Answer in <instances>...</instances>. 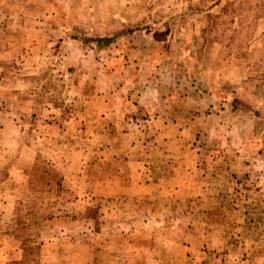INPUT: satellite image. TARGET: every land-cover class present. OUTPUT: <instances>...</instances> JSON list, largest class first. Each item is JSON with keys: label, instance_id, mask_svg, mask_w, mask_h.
Instances as JSON below:
<instances>
[{"label": "rangeland", "instance_id": "1", "mask_svg": "<svg viewBox=\"0 0 264 264\" xmlns=\"http://www.w3.org/2000/svg\"><path fill=\"white\" fill-rule=\"evenodd\" d=\"M0 264H264V0H0Z\"/></svg>", "mask_w": 264, "mask_h": 264}]
</instances>
